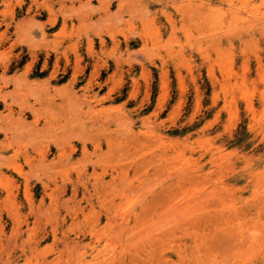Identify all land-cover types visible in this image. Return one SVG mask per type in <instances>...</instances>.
<instances>
[{"label": "rangeland", "instance_id": "1", "mask_svg": "<svg viewBox=\"0 0 264 264\" xmlns=\"http://www.w3.org/2000/svg\"><path fill=\"white\" fill-rule=\"evenodd\" d=\"M97 5L68 79L0 74V264H264V0Z\"/></svg>", "mask_w": 264, "mask_h": 264}, {"label": "crops", "instance_id": "2", "mask_svg": "<svg viewBox=\"0 0 264 264\" xmlns=\"http://www.w3.org/2000/svg\"><path fill=\"white\" fill-rule=\"evenodd\" d=\"M12 2L11 0V3ZM41 2H46V4L51 7L53 11L52 15L48 13V10L44 8ZM1 8L2 5L0 4V10ZM98 8L97 0H22L20 5L13 6V21L9 28L6 29L9 38L0 44V50L9 49L11 58L19 55V53L27 56L24 58V62L19 64V67L13 72H6L7 65H0V74L3 73L5 78L9 77L10 81L15 80L14 78H18L17 87H19L20 78L13 76L23 70L25 65L32 59L30 55L33 53L35 59L30 65L31 68L38 65L39 71L43 70L44 74L33 78L27 73L25 76L27 81L40 82L44 78H47L55 62L58 71L61 72L64 68L66 69L68 75L66 79H68L72 72L75 55L70 52L66 46L74 39L73 37L70 39H62L59 44L55 46V39L51 34L59 29L63 22L65 24V30H68L71 26H80V21H83L87 28L92 27L91 22L98 18ZM49 17H54V20L47 22ZM2 23L0 24V31L4 29ZM16 24H18V34H24L25 37H28L27 43L17 41L10 46V43L16 38V34L13 33ZM27 44L31 45L33 48L31 52L28 50ZM77 45V52L81 57L80 65H85V63L89 65L92 64L96 59L86 54L84 50V39L81 38L80 41L78 40ZM51 46L55 48V50H53ZM94 49L97 51L96 48ZM43 65L45 66L42 67ZM11 78L13 79L11 80ZM12 87V84L9 83L7 89L10 90Z\"/></svg>", "mask_w": 264, "mask_h": 264}]
</instances>
